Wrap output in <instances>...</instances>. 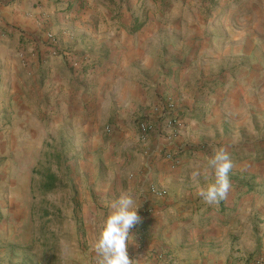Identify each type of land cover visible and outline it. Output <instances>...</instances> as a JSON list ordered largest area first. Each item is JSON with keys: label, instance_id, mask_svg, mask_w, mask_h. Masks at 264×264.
I'll return each mask as SVG.
<instances>
[{"label": "rangeland", "instance_id": "1", "mask_svg": "<svg viewBox=\"0 0 264 264\" xmlns=\"http://www.w3.org/2000/svg\"><path fill=\"white\" fill-rule=\"evenodd\" d=\"M153 2L150 29L165 42L162 74L144 81L137 95L103 97L97 126L53 123L54 114L41 109L47 100L39 97L38 124L29 127V115L0 112V264H95L98 213L106 216L121 192H135L139 176L140 186L157 184L164 199L158 174L174 206L195 205L176 216L191 220L186 232L204 240L188 263L264 264V48L255 56L245 45L249 33L244 36L247 12L264 11V0ZM163 101L182 117L176 151L200 150L179 167L156 158L149 163L137 140L138 123ZM152 143L159 153L163 141ZM221 146L234 161L232 187L209 205L196 193L215 182L214 174L192 173ZM137 202L139 215H156L154 206Z\"/></svg>", "mask_w": 264, "mask_h": 264}, {"label": "crops", "instance_id": "2", "mask_svg": "<svg viewBox=\"0 0 264 264\" xmlns=\"http://www.w3.org/2000/svg\"><path fill=\"white\" fill-rule=\"evenodd\" d=\"M143 2L0 0V112L14 111L16 119H28L29 115V127L34 121L38 124L33 113L39 108V97L47 100V108L41 106V109L54 114L53 123L73 122L76 128H82L95 121L97 126L95 116L100 112L103 97L131 96L144 91V81L155 80L162 74L159 55L165 42L150 29L155 3L146 0L143 5ZM247 14L249 23L244 28V36L246 33L249 36L245 45L256 56L258 49L264 48V11ZM144 22L141 29L133 32L136 24ZM245 53L239 54L245 56ZM89 57L94 62L93 69L79 70L78 61ZM122 118V115L116 116V122L120 124L118 119ZM153 140L155 144L163 141L155 134L150 148ZM194 156L187 152L185 161ZM145 157L149 163L154 158L160 160L157 156ZM161 175H157V181L168 193L164 199L150 193L153 183L147 190L140 186L142 180L138 175L134 186L135 193H139L138 200L154 206L156 215L141 217L140 222L145 224L141 242L131 233L135 243L128 248L130 259L139 264H193L185 258L204 240L195 241L193 233L186 232L191 220L181 221L185 216H176H181L183 210L189 212L191 208L192 211L195 205L174 206L169 197L170 186ZM93 256L97 264L95 252Z\"/></svg>", "mask_w": 264, "mask_h": 264}, {"label": "clouds", "instance_id": "3", "mask_svg": "<svg viewBox=\"0 0 264 264\" xmlns=\"http://www.w3.org/2000/svg\"><path fill=\"white\" fill-rule=\"evenodd\" d=\"M233 167L231 154L221 146L214 150L204 167L198 166L193 171V178L209 172L215 176L214 183L199 188L196 193L204 203L217 205L227 197L232 187L229 173ZM137 199L134 191H123L108 205L110 211L106 216L98 213L97 238L93 244L97 264H139V261L130 259L128 252L129 245L135 243L132 229L141 220Z\"/></svg>", "mask_w": 264, "mask_h": 264}, {"label": "built area", "instance_id": "4", "mask_svg": "<svg viewBox=\"0 0 264 264\" xmlns=\"http://www.w3.org/2000/svg\"><path fill=\"white\" fill-rule=\"evenodd\" d=\"M77 64L78 68H82L83 66V68L89 67L93 69L92 66H94V62L89 58L78 61ZM181 118L177 107L172 102L163 101V103L156 105L151 110L147 118L138 123V142L146 156H157L173 167H179L185 163L184 154L187 152H191L194 155L200 153L199 149H195V151L188 150L182 154L176 151L174 142L181 131L183 124ZM108 131L110 132L111 129ZM155 134H160L163 139L162 148L159 153L156 154H154L150 148V142ZM150 193L157 197H161L159 188L154 184L150 186ZM140 217L147 218L150 216H147V213H143ZM144 228L145 224L140 222L132 229V233L137 236L139 242L143 239V234L145 232Z\"/></svg>", "mask_w": 264, "mask_h": 264}, {"label": "trees", "instance_id": "5", "mask_svg": "<svg viewBox=\"0 0 264 264\" xmlns=\"http://www.w3.org/2000/svg\"><path fill=\"white\" fill-rule=\"evenodd\" d=\"M144 24H145V22L142 23V24H139V25L136 24L135 27H134V29H133V32H136V31H138L139 29H141L142 26H144ZM184 152H185L184 150L179 151L180 154H182V153H184ZM53 177H54V176H49L48 179H49V180H52ZM45 188H46L47 192H51V191L53 190V184H52V185H49V184L47 183V185H45Z\"/></svg>", "mask_w": 264, "mask_h": 264}]
</instances>
